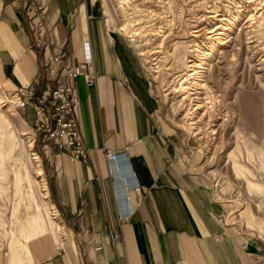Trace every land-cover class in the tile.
I'll use <instances>...</instances> for the list:
<instances>
[{
	"label": "crops",
	"instance_id": "0c3cea01",
	"mask_svg": "<svg viewBox=\"0 0 264 264\" xmlns=\"http://www.w3.org/2000/svg\"><path fill=\"white\" fill-rule=\"evenodd\" d=\"M98 2L0 0L5 93L32 84L63 47L70 64H83L89 44L88 68L97 75L92 87L75 82L88 157L71 161L54 144L44 148L49 196L68 236L43 264H264V239L237 221L228 224L232 204L217 200L189 163L175 159L144 63L122 36L106 32ZM107 150L126 151L127 158L110 161Z\"/></svg>",
	"mask_w": 264,
	"mask_h": 264
},
{
	"label": "rangeland",
	"instance_id": "374dc122",
	"mask_svg": "<svg viewBox=\"0 0 264 264\" xmlns=\"http://www.w3.org/2000/svg\"><path fill=\"white\" fill-rule=\"evenodd\" d=\"M98 1L106 32L122 36L144 63L171 132L175 159L189 163L188 169L212 187L217 200L232 204L228 224L237 221L238 229L264 239V168L259 165L260 157L264 162V0ZM36 24L41 27L43 21ZM223 24L233 27L220 29L218 39L208 38ZM222 41L226 44L220 45ZM199 58L207 65L197 70L212 65L204 73L211 99L201 110L195 109L198 101L186 98L194 90L182 89L191 85L181 86L188 64ZM15 93H5L0 82V264H11L20 237L27 245L40 240L43 264L66 247L68 230L49 196L45 143L32 114L16 105ZM207 110L198 125L192 124ZM38 150L40 156H34ZM245 180L260 186L245 185Z\"/></svg>",
	"mask_w": 264,
	"mask_h": 264
},
{
	"label": "built area",
	"instance_id": "2783aa9c",
	"mask_svg": "<svg viewBox=\"0 0 264 264\" xmlns=\"http://www.w3.org/2000/svg\"><path fill=\"white\" fill-rule=\"evenodd\" d=\"M68 55L66 48H61L35 77L33 83L18 88L14 97L20 109L32 114L33 126L39 134V139L45 143L44 146L51 144V141L57 149L65 152L71 161H78L88 157V148L76 117L80 97L76 92L75 82L78 78H83L86 85L92 87L96 83L97 75L92 68H88L93 64L89 44L85 47L83 64H70ZM32 153L34 156H40L39 150ZM106 156L110 161L127 158L126 151L107 150ZM114 239H121L120 232L114 234Z\"/></svg>",
	"mask_w": 264,
	"mask_h": 264
},
{
	"label": "bare ground",
	"instance_id": "6f19581e",
	"mask_svg": "<svg viewBox=\"0 0 264 264\" xmlns=\"http://www.w3.org/2000/svg\"><path fill=\"white\" fill-rule=\"evenodd\" d=\"M221 20L223 21V20H227V19L223 18ZM232 27L233 26H228L227 24L220 25V26L217 27V29H214L213 31H211L212 35L210 37H208V38H210L212 40L218 39V38H220L219 37L220 34H223L222 30L219 31L220 29L229 30V29H232ZM212 40L209 43H211V44L214 43ZM225 44H226V42L222 41L220 45H225ZM213 50H214V52L217 51V45L214 46ZM208 53H206L205 55L209 56ZM203 55H204V53H203ZM210 56L212 58V55H210ZM210 56H209V58H210ZM203 60H204V58H203ZM204 65H207V64L204 61H202V60L200 62H196L195 60L191 61L188 64V68L189 69H187V73L184 74L182 76V79H181L182 80L181 81V86H184L185 84L191 85L190 87L186 86V87L182 88L185 92L189 93V92H191V90H194V93H191L190 95L187 94L186 98H193L194 100L198 101L195 109H200V110L205 108L204 106H206V103H208L207 101L209 99H211V98H208L206 96V95H208V90H207L208 86L207 85H208L209 80L204 79L205 78V74L204 73L210 72L212 70V68H211L212 65H210L208 69L206 68L207 69L206 71L197 70L199 68H203L204 69L205 68ZM185 75H187V76H185ZM212 99L216 100V97L212 98ZM243 103H244V105L248 106V110H252L249 107V104L247 103V100H244ZM207 112H208V110L206 112H203L202 115L200 116L199 120L192 121V124L193 123L197 124L203 118L202 116L206 115L205 113H207ZM190 119L195 120V117H192ZM219 126H222V123ZM261 154H259V156ZM259 165L262 167V169L264 168V162L261 159V157H260V160H259ZM21 166H22V164H20V162H18L17 163V167L21 168ZM36 167H37V170H38L37 172L40 173L41 172L40 164L37 163ZM243 183L245 185H249L250 186L251 183H253V181H251V183H250L249 180H247V181L245 180V181H243ZM261 184L262 185L260 186L259 183H256V184L251 185V187L252 186L256 187L257 185L260 186V187L264 186L263 182H261ZM43 195L46 196V192H43ZM40 220L42 221V218H40ZM41 221H39V222L41 223ZM19 242L22 243V244H19L21 246L13 247V249H12L13 251H11V257H10L11 264H37V263H40L43 260V258L45 257L46 254L38 252V251H41L40 240L38 238H35L28 245H27L26 242L23 241L22 237L19 238ZM26 246L29 247L27 251H26ZM36 248H37V251L35 250Z\"/></svg>",
	"mask_w": 264,
	"mask_h": 264
},
{
	"label": "trees",
	"instance_id": "16d2710c",
	"mask_svg": "<svg viewBox=\"0 0 264 264\" xmlns=\"http://www.w3.org/2000/svg\"><path fill=\"white\" fill-rule=\"evenodd\" d=\"M51 144H53L51 141H50Z\"/></svg>",
	"mask_w": 264,
	"mask_h": 264
}]
</instances>
